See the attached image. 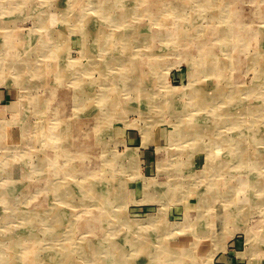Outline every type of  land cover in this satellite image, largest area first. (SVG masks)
Segmentation results:
<instances>
[{
	"label": "rangeland",
	"instance_id": "1",
	"mask_svg": "<svg viewBox=\"0 0 264 264\" xmlns=\"http://www.w3.org/2000/svg\"><path fill=\"white\" fill-rule=\"evenodd\" d=\"M2 1L7 4V10L6 14L2 13L0 21L9 25L8 33H11L12 30L15 33L17 32L16 35L22 34L24 37V40H20L19 48L16 47L12 51V54L17 56L16 60L19 59V50L28 48L26 46L28 42L25 39L36 38L37 34L41 35L43 33L46 41L53 48L54 44L58 45L59 48L64 47V50L58 51L55 56L49 53L45 56L31 57L34 62L36 61V64L33 62V67L29 66L30 71L22 74V78L28 81V86L25 85L26 88L19 87L20 77L18 79L15 71L11 70L10 74H2L1 70L4 65L0 64L1 125L8 124L13 119L15 114L11 107L18 104L20 98H25L24 95L26 94L31 99L33 98L31 110L27 113L30 117V129L35 131L33 128L39 126L45 132L44 135L36 138L39 140L33 144V147L0 149V155L7 154L13 159L18 158L20 154L28 156L27 153H30L29 155H33L32 161L35 163H39V159L45 156L49 158V162L52 164L51 168L48 167V169L45 167L40 168V170L34 168L35 170L29 174L28 172L32 170L28 167L30 162L26 161L28 166L25 167L27 171L24 175L28 176L23 177L24 181L18 185L17 191L11 195L9 201L12 207L6 208L5 206L4 208L0 203V213L11 216V220L15 221L12 227H16L19 231L23 226V224H20L21 220L16 216L20 208L24 207L32 213L33 211L37 212L38 209L48 213L45 214V221L49 220L46 223H48L47 228L50 231L46 230L44 234V232H41V227L40 231L36 230L33 233L38 238H35L36 244L27 240L30 253L28 256L33 257V254L36 255L37 262L35 264H111L112 262L115 264L117 261L120 262L119 264H138L137 262L144 264L142 263L145 259L143 256L147 254L146 262L152 261L151 264L153 262L154 264H264V194H262L264 189L259 186V183L257 189L253 188L251 190L252 187L247 186L248 184L252 185L250 182L253 183L256 178H261V184H264V171H252L253 173H250L246 170L249 172L247 173L241 166L234 165L231 168L225 167L224 172L223 165H219L228 155L227 146L223 142L231 137L234 139L237 134L234 131L235 128L232 129L227 124H222L224 126L218 129L215 125L219 118L210 112L211 108L206 107L208 110H198V106L203 104L202 101L206 99L208 102L211 97L210 99L216 109L222 108L223 112L229 108L231 116L224 121H235V119L238 121L239 118L240 120L248 118L251 123H246V127L251 125L250 132H254V138L262 137V140H264V0H119V2L117 0H106L105 6L100 4V0V2L98 0H18L19 3L17 0ZM180 1L184 4V7L180 6L182 8L181 14L177 15V9L171 14H165L168 11L166 10L167 5L179 4ZM13 3L17 5L14 6ZM82 4H85V6ZM164 5H166L165 8H163ZM101 6L104 8L112 7L107 11V17L109 15L113 16V14L120 15L119 13H121L126 15L124 16L126 18L122 19L123 21L119 19L121 20L119 21L120 24H117L118 22L115 19L114 21L110 18L104 19L105 12L100 10ZM43 7L45 8L42 9ZM11 8L13 10L9 13L8 9ZM142 8L144 10L150 9L152 17ZM46 10H48V13H46ZM88 10L89 12H87ZM159 12H165V15L162 17ZM79 13L86 16V18L85 16L83 18L84 23H80L81 18H76ZM39 14H46L49 19L58 14L59 21L54 23V30L58 33L57 40H49L50 32L41 28L38 20ZM67 14L69 16L73 15L72 18L70 17V22H66L68 21L66 20ZM210 15L215 17V21H212ZM62 17L65 19L61 20ZM91 18L93 23L90 22V24H93V26L90 28L89 26L85 27ZM78 24H83V28H80L81 26ZM128 24H132L138 30H144L147 37L150 36L148 47H145V49L137 48L135 52L130 51V54L128 53L129 57L126 58L122 56V54H127L124 52L125 45L123 43L110 40L106 43L98 41V32H124L134 28ZM206 27H208V30ZM72 29L74 32H72ZM249 31H252L250 37L246 33L249 34ZM4 32L6 30L0 29V34H4ZM152 37L153 39H151ZM217 39L219 40L216 41ZM36 42L38 43L37 40L30 43V48L33 51L37 47ZM95 45L99 46L100 52L91 51L92 53H88L87 49L89 50ZM5 50L0 43V59ZM102 50H106V52H102ZM94 56L98 57L95 58ZM4 59L6 60V58ZM113 59L116 60L115 64L111 63L108 67L104 66L105 62L110 63ZM98 69L100 70L98 71ZM124 75L129 76V81L131 80L125 85V87H129H127L128 89H125L120 82L115 83L116 81L113 80ZM13 76L15 77L12 78ZM81 87L84 89L82 93L79 91ZM219 87L233 91L229 95L233 99L229 100V103H226L227 100L224 99L220 103L221 108L218 105L219 102L216 101V98H221V94L214 93V90L219 89ZM115 88H118L117 91ZM172 91L178 92L179 95L172 97ZM196 91L200 93L197 92V96ZM114 93L116 94L114 95ZM112 95L114 96L112 97ZM116 97H119L118 100ZM106 98L110 105L112 103L117 107H106L103 102ZM213 98L216 102L213 101ZM101 105L104 106L101 107ZM171 107H173V111ZM119 114L125 115L120 116ZM163 115L165 116L162 117ZM203 119L209 126L208 129L214 132L202 131L203 128H200L196 122L200 121L202 123ZM154 121L155 125L153 124ZM193 126H197V130L203 132L201 133L202 136L201 134L195 135L192 133ZM204 130H207V128H204ZM6 133L12 136L9 139L13 141V144L21 141L18 124L7 125ZM57 133H60L62 138L67 140L57 142L58 144L61 143L59 145L56 142L53 143L52 136ZM12 141L5 142V144H11ZM218 144L220 146H217ZM258 150L262 154L264 153V141L257 144L256 152ZM262 156L260 158L264 160V154ZM215 158L219 159L216 160ZM0 163L4 164L3 158ZM212 163L213 165H211ZM262 163L264 164V162ZM20 164L22 162L19 161H14L13 165L11 164L18 174L22 172ZM219 168L222 170L219 171ZM214 169H218L217 172ZM18 174L14 176L16 180L21 176ZM218 175L220 178H218ZM84 176H87L86 179ZM257 179L256 181H259ZM51 181L53 182L50 183ZM213 181L215 186L212 185ZM66 182L69 186L68 191L73 194L69 198L71 205L66 204L65 197L60 199V197L55 196L57 191L52 190L60 185L62 186V192L66 191ZM89 183H92V185ZM179 183H182V187H179L178 190ZM90 185L96 187L93 191H103L104 196H98L100 193L95 192L94 194L91 193L92 197L87 192L90 190ZM50 186L52 187L49 189ZM185 186L190 188H185ZM231 186L235 187L233 191L229 189ZM242 188L243 190L246 189L248 193L243 192ZM248 188H250L249 191ZM229 190L231 193H229ZM240 191L242 193L238 194ZM177 197L178 199H175ZM101 201L103 202L101 203ZM74 204L77 205L74 206ZM252 205L256 208L253 209ZM99 208L106 209L105 212L110 214L109 217L106 218L107 214ZM252 211L253 213H250ZM55 215L57 218L54 217ZM224 216L227 218L225 222ZM196 217L200 219H195ZM248 217L249 219H247ZM135 220H138L139 224ZM228 221L230 222L228 223ZM56 223L61 224L58 226ZM238 228L240 232H238ZM236 230L238 231L236 232ZM5 231L6 226L2 225L0 235H3ZM147 231L150 232L146 233ZM167 231L170 232L166 233ZM195 232L198 235H194ZM95 233L97 237L94 235ZM134 233L138 234L135 235ZM136 237H138L137 239H144V241L147 238H154L159 247L143 250L145 244L148 243H136L135 248L132 249L133 244H128L127 241ZM260 237L261 239H259ZM158 238H161L162 241L159 242ZM262 239L263 241H260ZM252 240L256 241L253 242ZM87 242H90V245ZM111 243H114L115 246ZM255 244H257V247ZM192 246L194 247L192 248ZM215 247L216 249H214ZM120 248L122 250L124 248V250L122 251ZM170 250L173 251L172 254L174 253L171 258H164L165 261L157 258V253ZM98 251L100 252L97 255ZM92 252L95 255L94 253L90 254ZM176 252L177 254H175ZM153 253H156V256ZM178 257L182 260H176ZM32 263L34 264V262Z\"/></svg>",
	"mask_w": 264,
	"mask_h": 264
},
{
	"label": "bare ground",
	"instance_id": "2",
	"mask_svg": "<svg viewBox=\"0 0 264 264\" xmlns=\"http://www.w3.org/2000/svg\"><path fill=\"white\" fill-rule=\"evenodd\" d=\"M13 1V0H12ZM15 1V0H14ZM99 1V0H98ZM101 1V3L100 4H102V6L104 5H106V0H100ZM99 1V2H100ZM118 2H119V0H117ZM145 1V0H144ZM147 1V0H146ZM149 1V0H148ZM154 1H156V0H154ZM173 1V0H172ZM17 2H18V0H17ZM151 2V1H150ZM176 2V1H175ZM178 2V1H177ZM181 2V1H180ZM179 2V4H173L172 6L171 5H164L163 6V8H165V6H166V10H168V11H166V13L165 12H162V13H160V15L163 17V15H165V14H167V13H173L176 9H177V15H179V14H181L182 12V8L181 7H184L183 5V3L181 2L180 3ZM12 3V2H11ZM10 3V4H11ZM19 3V2H18ZM98 3V2H97ZM105 3V4H104ZM157 3V2H156ZM168 3V2H167ZM172 3V2H171ZM207 3V2H206ZM111 4V3H110ZM6 5L7 4H5L2 0H0V20H1V15H2V13H5L6 12V10H7V7H6ZM12 5H14V6H16L17 4H15V3H13ZM82 5H84L85 6V4H82ZM98 5V4H97ZM97 5H96V7H97ZM112 5V4H111ZM110 5V6H111ZM101 6V8H100V10L101 11H103V12H105V14H104V16H103V18L104 19H112L113 21H114V19L116 20V22H118L117 24H120V22L119 21H121L122 19H125L126 17H124V16H126V15H122L121 13H119L120 15H116V14H113V16H108L107 17V11L109 10V9H111L112 7H107V8H104V7H102ZM161 6V5H160ZM160 6H158V7H160ZM181 6V7H180ZM36 7V6H35ZM142 7V6H141ZM154 7V6H153ZM152 7V8H153ZM157 7V6H156ZM155 7V8H156ZM38 8V7H37ZM39 8H40V6H39ZM45 7H43L42 9H44ZM151 8V9H152ZM186 8V7H185ZM211 8V7H210ZM88 9V8H87ZM114 9H115V6H114ZM143 9V8H142ZM156 9H159V8H156ZM11 10H13L12 8L11 9H8V11H10L9 13H11ZM124 10V9H123ZM144 10V9H143ZM160 10V9H159ZM158 10V11H159ZM38 11V10H37ZM40 11V10H39ZM48 10H46V13H48L47 12ZM64 11V10H63ZM62 11V12H63ZM83 11V10H82ZM111 11V10H110ZM137 11V10H136ZM144 11H147L146 13L147 14H149L150 16H151V11H150V9L148 10V9H146V10H144ZM148 11H149V13H148ZM153 11V10H152ZM207 11V10H206ZM206 11H204V12H206ZM41 12V11H40ZM85 12V11H84ZM87 12H89V10L87 11ZM156 12V11H155ZM201 12H203V11H201ZM158 13V12H157ZM156 13V14H157ZM165 13V14H164ZM6 14V13H5ZM30 14V13H29ZM76 14H78V13H76ZM260 14V13H259ZM39 16V24H41V28H44V29H46L48 32H50L49 33V36H50V38H49V40L51 39V40H57L56 38H58V33H56L55 32V30H54V23H57L59 20V18L57 17L58 16V14H57V16H56V14L54 15V16H52V18L51 19H49L48 17H47V15L46 14H39L38 15ZM71 16H73V15H71ZM71 16H69L68 14L66 15V20H68V21H66V22H70L69 20L72 18ZM75 16V15H74ZM77 16V15H76ZM84 14H82V15H80V13H79V15L76 17L77 19H79V18H81L80 19V23H84L83 22V18H84ZM210 16H212V15H210ZM23 17V16H22ZM25 17V16H24ZM71 17V18H70ZM100 17V16H99ZM152 17V16H151ZM75 18V19H76ZM85 18H86V16H85ZM218 18V17H217ZM63 19H65L64 17H62V19L61 20H63ZM119 19H121V20H119ZM212 21H215V17L214 16H212ZM111 20V21H112ZM261 20H262V18H261ZM123 21V20H122ZM90 22H92L93 23V20H92V18L90 19V21H88V23L90 24ZM116 22H114V23H116ZM77 23H79V22H77ZM88 23H86L87 25L85 26V27H88L89 26V28L91 27V26H93V24H88ZM213 23V22H212ZM123 24H125V23H123ZM65 25V24H64ZM75 25V24H74ZM78 25H80L81 27L80 28H83L82 27V25L83 24H78ZM95 25V24H94ZM128 25H132V24H128ZM8 24L6 23V22H2V21H0V29H3V30H6V32H4V34H0V43H1V46L2 47H4L6 50H5V52H4V54L1 56V59H0V64L2 63L3 65H4V67H2V70H1V73L2 74H10L11 72V70H13V71H15L16 72V74L18 75V79H19V77H20V79H19V83H20V85H19V87L20 86H22L23 88L25 87L26 88V86H28V81H26V80H24L23 78H22V74H24V73H26V72H28V71H30V67L29 66H31V67H33V60L31 59V57L33 58V57H37V56H39V55H47V54H49L50 53V55L52 54V56L54 55H56V54H58V51H61V50H64V47H58V45H56V44H54L55 46H54V48L53 47H51V44L48 42V41H46V39H45V36L43 35V33L41 34V35H39V34H37L36 35V38H26L25 40L28 42L27 43V49L26 50H23V49H21V50H19V55H18V58L19 59H17L16 60V55L15 54H12V51H14V49L17 47V48H19V46H20V40H24V37L22 36V34L21 35H16V33H15V31H12L11 30V33L9 32L8 33V30L10 29V28H8ZM218 26V25H217ZM76 27H78L77 25H76ZM132 27H134V28H132L131 30H127V31H121V32H113V31H109V32H106V31H103L102 33H97L98 34V36H97V39H98V41L100 42V43H102V42H104V43H106V42H108L109 40L110 41H118V42H120V43H123L124 45H125V50H124V52H126L127 54L129 53L130 54V51H133V52H135L136 51V49L137 48H140V49H145V47H148V44H149V37H147V33L144 31V30H138V28H136L135 26H133L132 25ZM208 27H206V29H207ZM217 28V27H216ZM233 28V27H232ZM234 28H235V26H234ZM236 28H238L237 26H236ZM96 29V28H95ZM221 29V28H220ZM93 30V29H92ZM102 30V29H101ZM101 30H100V32H101ZM201 30V29H200ZM208 30V29H207ZM233 30V29H232ZM17 31V30H16ZM69 31V30H68ZM97 31V30H96ZM95 31V32H96ZM213 32H214V30H212ZM222 31H224V30H222ZM262 31V30H261ZM70 32V31H69ZM72 32H74L73 31V29H72ZM93 32V31H92ZM71 33V32H70ZM112 33V34H111ZM199 33H200V31H199ZM209 33V32H208ZM207 33V34H208ZM247 33V35L250 37L251 36V34H252V31H249V34H248V32H246ZM64 34V33H63ZM101 34V35H100ZM231 34V33H230ZM243 34V33H242ZM262 34V33H261ZM25 36H26V34H24ZM47 35V34H46ZM56 35V36H55ZM84 35V34H83ZM82 35V36H83ZM94 37H95V35L94 34H92ZM151 35V34H150ZM194 35H196V34H194ZM193 35V36H194ZM218 35V34H217ZM224 35V34H223ZM60 36V35H59ZM92 36V37H93ZM192 36V35H191ZM207 36V35H206ZM213 36V35H212ZM233 36V35H232ZM242 35L240 34V37H241ZM86 37V36H85ZM88 37V36H87ZM219 37V36H218ZM84 38V37H83ZM242 38V37H241ZM243 38H244V36H243ZM17 39H18V41H17ZM48 39V38H47ZM87 39V38H86ZM96 39V38H95ZM151 39H153V37L151 38ZM244 39H246V38H244ZM38 41V43H37V47L35 48V50L33 51V50H31V48H30V43H32L33 41ZM184 40V39H183ZM182 40V41H183ZM203 40V39H202ZM219 39H217L216 41H218ZM239 40H240V38H239ZM243 40V39H242ZM241 40V41H242ZM63 41V40H62ZM69 41V40H68ZM109 41V42H110ZM154 41V40H153ZM250 41V40H249ZM252 41V40H251ZM50 42H52V41H50ZM54 43V42H53ZM57 43V42H56ZM127 43V44H126ZM197 43V42H196ZM201 43H203V42H201ZM243 43V42H242ZM251 43V42H250ZM65 44H66V42H65ZM65 44H64V46H65ZM71 44H73V43H71ZM210 44V43H209ZM36 45V44H35ZM34 45V46H35ZM62 45H63V43H62ZM84 45H85V43H84ZM90 45V44H89ZM115 45V44H114ZM151 45V44H150ZM149 45V46H150ZM215 45V44H214ZM217 45V44H216ZM88 46V45H87ZM193 46V45H192ZM104 47V46H103ZM235 47V46H234ZM88 48V47H87ZM99 48V46L97 45H95V47H91V48H89V50L87 49V52L88 53H92L91 51H94V52H100V50L98 49ZM100 48H101V46H100ZM115 48V47H114ZM124 48V47H123ZM181 48V47H180ZM242 48V47H241ZM105 49V48H104ZM234 49V48H233ZM236 49V48H235ZM71 50V49H70ZM109 50V49H108ZM107 50V51H108ZM199 50V49H198ZM231 50V49H230ZM242 50V49H241ZM111 51H112V49H111ZM238 51H240V50H238ZM33 52V53H32ZM79 52H80V50H79ZM102 52H106V50H102ZM108 52H110V51H108ZM157 52V51H156ZM112 53V52H111ZM132 53V52H131ZM201 53V52H200ZM199 53V54H200ZM208 53V52H207ZM233 53V52H232ZM106 54H108V53H106ZM117 54V53H116ZM127 54H122V56L123 57H126V58H128L129 57V54L127 55ZM137 54V53H136ZM150 54V53H149ZM152 54V53H151ZM157 54H158V52H157ZM179 54V53H178ZM30 55V56H29ZM92 55V54H91ZM94 55V54H93ZM100 55V54H99ZM110 55H112V54H110ZM115 55V54H114ZM125 55V56H124ZM155 55V54H154ZM163 55V54H162ZM258 55V54H257ZM83 56H84V54H83ZM89 56V55H88ZM101 56V55H100ZM264 56V55H263ZM26 57V58H25ZM62 57V56H61ZM95 57V56H94ZM96 57H98V56H96ZM95 57V58H96ZM131 57V56H130ZM232 57V56H231ZM4 58H6V60L4 59ZM42 58V57H41ZM47 58V57H46ZM45 58V59H46ZM51 58V57H50ZM81 58V57H80ZM103 58H104V56H103ZM109 58V57H108ZM206 58V57H205ZM21 59V60H20ZM65 59V58H64ZM68 59V58H67ZM52 60H54V59H52ZM75 60H77V59H75ZM99 60V59H98ZM129 60V59H128ZM127 60V61H128ZM4 61V62H3ZM41 61V60H40ZM48 61V60H47ZM118 61V60H117ZM231 61V60H230ZM36 62V61H35ZM34 62V63H35ZM38 62V61H37ZM114 62V63H113ZM216 62V61H215ZM62 63V62H61ZM65 63V62H64ZM93 63V62H92ZM115 64L116 63V60H112V61H110V63H108V62H105V64H104V66H106V67H108V66H110V64ZM36 64V63H35ZM57 64V63H56ZM94 64V63H93ZM101 64V63H100ZM259 64V63H258ZM47 65V64H46ZM59 65V64H58ZM72 65V64H71ZM264 65V64H263ZM52 66H53V64H52ZM119 66V65H118ZM51 67V66H50ZM62 67V66H61ZM61 67H60V69H61ZM65 67V66H64ZM100 67H102V66H100ZM113 67V66H112ZM117 67V66H116ZM230 67H231V65H230ZM75 68V67H74ZM98 68V67H97ZM52 69H53V67H52ZM51 69V70H52ZM64 69V68H63ZM91 69V68H90ZM89 69V70H90ZM101 69V68H100ZM100 69H98V71L100 70ZM231 69V68H230ZM43 70V69H42ZM87 70V69H86ZM92 70V69H91ZM90 70V71H91ZM106 70V69H105ZM110 70V69H109ZM12 71V72H13ZM54 71V70H53ZM67 71V70H66ZM81 71V70H80ZM111 71V70H110ZM64 72V71H63ZM85 72H87V71H85ZM119 72H120V70H119ZM14 73V72H13ZM34 73V72H33ZM33 73H30V74H33ZM79 73H81V72H79ZM71 75H73L72 73H70ZM77 74V73H76ZM89 74V73H88ZM49 75V74H48ZM61 75V74H60ZM83 75V74H82ZM87 75V74H86ZM85 75V76H86ZM121 75V74H120ZM6 76V75H5ZM2 77V76H1ZM8 77V76H7ZM6 77V78H7ZM15 76H13L12 78H14ZM36 77V76H35ZM74 77V76H73ZM102 77H104V76H102ZM143 77V76H142ZM11 78V79H12ZM78 78V77H77ZM83 79V78H82ZM8 80V79H7ZM41 80V79H40ZM46 80V79H45ZM79 80H81V79H79ZM97 80V79H96ZM104 80V79H103ZM113 80H115L116 82L115 83H121V84H123L124 85V88L125 89H128L129 87L128 86H126L125 87V85H127L130 81H129V76H126V75H124V76H121V77H119V78H115V79H113ZM11 81V80H10ZM31 81V80H30ZM54 81V80H53ZM83 81V80H82ZM94 81V80H93ZM109 81V80H108ZM112 81V80H111ZM135 81V80H134ZM34 82H35V80H34ZM37 82V81H36ZM56 82V81H55ZM75 82V81H74ZM73 82V83H74ZM81 82V81H80ZM88 82H89V80H88ZM2 83V82H1ZM4 83V82H3ZM61 83V82H60ZM62 83H64V82H62ZM69 83H70V81H69ZM95 83V82H94ZM100 83H102V82H100ZM65 84H66V82H65ZM78 84V83H77ZM87 84V83H86ZM99 84V83H98ZM113 84V83H112ZM120 84V85H121ZM1 85V84H0ZM4 85V84H3ZM26 85V86H25ZM36 85V84H35ZM34 85V86H35ZM39 85V84H38ZM59 85V84H58ZM84 86H85V84H83ZM116 85V84H115ZM114 85V86H115ZM130 85V84H129ZM190 85H192V84H190ZM80 86V85H79ZM101 86V85H100ZM103 86V85H102ZM134 86V85H133ZM21 87V88H22ZM109 87V86H108ZM111 87V86H110ZM128 87V88H127ZM132 87V86H131ZM136 87V86H135ZM142 87V86H141ZM185 87H187V86H185ZM9 88V87H8ZM85 88V87H84ZM132 88H134V87H132ZM139 88V87H138ZM184 88V87H183ZM116 89V88H115ZM118 89V88H117ZM117 89H116V91H117ZM136 89V88H135ZM188 89V88H187ZM28 90V89H27ZM120 90V89H119ZM194 90V89H193ZM196 90H198V89H196ZM79 91H80V93H82L83 91H84V89L81 87V89H79ZM99 91V90H98ZM136 91V90H135ZM142 91V90H141ZM179 91V90H178ZM183 91V90H182ZM191 91V90H190ZM112 92H113V90H112ZM184 92H186L185 90H184ZM193 92V91H192ZM197 92L198 91H196V96L198 95L197 94ZM199 92H201L200 90H199ZM198 92V93H199ZM217 93V94H221V98H216V101H217V103L219 102V107H220V103L221 102H223L224 101V99H225V101L227 100V102L226 103H229L230 101L229 100H232L233 98H232V96H229V95H231V93H233V91H231V90H227V88H223V87H219V89H217V90H214V93ZM28 93H29V91H28ZM80 93H78V94H80ZM139 93H140V91H139ZM138 93V94H139ZM202 93V92H201ZM205 93H207V92H205ZM210 93V92H209ZM97 94V93H96ZM116 93H114V95H115ZM172 97H175L174 95H179V93L178 92H174V91H172ZM200 94V93H199ZM236 94V93H235ZM234 94V95H235ZM18 95H19V93H18ZM77 95V94H76ZM114 95H112V97L114 96ZM208 95V94H207ZM237 95V94H236ZM15 96H16V94H15ZM99 96V95H98ZM204 96H206L205 94H204ZM203 95H202V97H204ZM209 96V95H208ZM211 96V95H210ZM20 97V96H19ZM24 97L25 98H20V101L18 102V104H15V106H12L11 108L13 109L12 111L14 112V114L15 115H13V119L12 120H10L9 122H8V124H5V125H1V123H0V149L1 150H10V149H18V148H21V147H28V146H31V147H33V144L36 142V141H38L39 139H36V138H39V136H41V135H44V130H43V128H41V127H39V126H35V128H33L35 131H32L31 129H30V127H31V123H30V117H29V115L27 114L28 112H30V110H31V104H32V99L29 97V96H27L26 94L24 95ZM236 97V96H235ZM238 97V96H237ZM260 97V96H259ZM78 98H79V96H78ZM86 98V97H85ZM117 98V97H116ZM119 98V97H118ZM118 98H117V100H118ZM140 98V97H139ZM189 98H190V96H189ZM195 98V97H194ZM197 98H199V97H197ZM211 98V97H210ZM209 98V100H208V102H207V100L205 99V98H202V99H205L204 101H202V103L203 104H201V106H198V110H201V109H207L206 107H208V109H210V112L211 113H213V114H215L218 118H219V121L218 122H216L217 124L215 125V126H217L218 127V129L220 128V127H222V126H224V125H222V124H227L228 125V127H232V129L233 128H235V130L234 131H236L235 133H237L236 134V136L234 137V139H233V137H231L229 140H227L226 142H223V143H225L226 144V146H227V152H228V155L226 156V159H224L223 161H222V163H221V161H220V163L221 164H219V163H217V164H219V165H223V170H224V168L225 167H229V168H231L232 166H234V165H238L239 167L241 166L242 168H244V170L246 171H250V173H253L252 171H256V172H262V171H264V164L262 163V162H264V160H263V158H260L263 154H262V152H260L259 150V152L257 151L256 152V146H257V144H260L261 143V141H264V140H262V137H257V139H255L254 138V132L252 133V132H250L251 131V129L252 128H250L251 127V125L249 126V127H246V123H251V120H248V118L247 119H242V120H240V118H239V120L238 121H236V119H235V121H229V120H227V121H224V120H226V118H228V117H230L231 116V112H229V108H228V110L226 111V110H224L223 112H222V108L221 109H219L218 107V109H216L215 107H214V104L212 103V101H211V99ZM240 98H242V97H240ZM239 98V99H240ZM45 99V98H44ZM44 99H43V101H44ZM97 99V98H96ZM98 99H99V97H98ZM200 99V98H199ZM236 99V98H235ZM81 100V99H80ZM95 100V99H94ZM93 100V101H94ZM172 100V99H171ZM193 100V99H192ZM196 100V99H195ZM242 100V99H241ZM41 101H42V99H41ZM77 101V100H76ZM82 101V100H81ZM87 101V100H86ZM206 101V102H205ZM213 101H215V98H213ZM215 101V102H216ZM13 102H14V100H13ZM97 102V101H96ZM104 102V104H105V106L106 107H110L111 108V106L112 107H117V106H115L114 104H112L111 103V105H110V103L108 102V100H107V98L105 99V101H103ZM106 102V103H105ZM113 102V101H112ZM123 102H124V100H123ZM176 102H177V100H176ZM194 102H196V101H194ZM199 102H200V100H199ZM205 102V103H204ZM231 102H233V101H231ZM237 102V101H236ZM88 103V102H87ZM94 103H95V101H94ZM162 103H163V101H162ZM164 103H166V102H164ZM170 103V102H169ZM212 103V104H211ZM116 104V103H115ZM152 104V103H151ZM159 104V103H158ZM157 104V105H158ZM167 105H168V103H166ZM173 104V103H172ZM195 104V103H194ZM92 105H93V103H92ZM114 105V106H113ZM149 105V104H148ZM160 105H161V103H160ZM165 105V104H164ZM171 105V104H170ZM208 105H210V106H208ZM222 105V104H221ZM224 105H226V104H224ZM76 106V105H75ZM81 107H82V105H80ZM102 106H104V105H101V107ZM166 106V105H165ZM216 106V105H215ZM229 106V105H228ZM227 106V107H228ZM264 106V105H263ZM7 107V106H6ZM89 107H91L90 105H89ZM127 107V106H126ZM125 107V108H126ZM148 107H150V106H148ZM159 107H161V106H159ZM93 108V107H92ZM167 108V107H166ZM173 107H171V109H172ZM249 108V107H248ZM258 108V107H257ZM9 109V108H8ZM77 109V108H76ZM113 109V108H112ZM187 109V108H186ZM207 109V110H208ZM226 109V108H225ZM243 109V108H242ZM264 109V108H263ZM109 110V109H108ZM148 110V109H147ZM181 110V109H180ZM194 110V109H193ZM251 110H254V109H251ZM10 111V110H9ZM95 111V110H94ZM128 111H131V110H128ZM172 111H173V109H172ZM182 111V110H181ZM186 111V110H185ZM206 111V110H205ZM233 111H235V110H233ZM11 112V111H10ZM88 112V111H87ZM90 112V111H89ZM97 112H99V111H97ZM96 112V113H97ZM113 112V111H112ZM116 112V111H115ZM126 112V111H125ZM180 112V111H179ZM241 112V111H240ZM245 112V111H244ZM263 112V111H262ZM8 113V112H7ZM122 113V112H121ZM128 113V112H127ZM196 113V112H195ZM241 113H243V112H241ZM247 113V112H246ZM13 114V113H12ZM102 114V113H101ZM123 114V113H122ZM121 114V115H122ZM169 114H171V113H169ZM174 114V113H173ZM93 115V114H92ZM97 115V114H96ZM114 115V114H113ZM120 115V114H119ZM120 115V116H121ZM125 115V114H124ZM124 115H122V116H124ZM260 115V114H259ZM263 115V114H262ZM116 116V115H115ZM142 116H144V115H142ZM145 116H146V114H145ZM165 115H163L162 117H164ZM177 116V115H176ZM119 117V116H118ZM150 117V116H149ZM152 117V116H151ZM161 117V118H162ZM168 117V116H167ZM171 117V116H170ZM180 117V116H179ZM206 117H208V116H206ZM213 117V116H212ZM239 117V116H238ZM102 118V117H101ZM112 118V117H111ZM115 118V117H114ZM177 118V117H176ZM263 118V117H262ZM146 119V118H145ZM172 119V118H171ZM179 119V118H178ZM187 119V118H186ZM102 120V119H101ZM121 120V119H120ZM191 120V119H190ZM189 120V121H190ZM246 120H247V122H246ZM253 120V119H252ZM254 120H256V119H254ZM146 121V120H145ZM156 121V120H155ZM155 121H154V125H155ZM162 121V120H161ZM168 121V120H167ZM192 121V120H191ZM202 121V120H201ZM100 122V121H99ZM105 122V121H104ZM153 122V121H152ZM164 122V121H163ZM184 122V121H183ZM194 122V121H193ZM196 122V121H195ZM158 123H159V121H158ZM162 123V122H161ZM166 123V122H165ZM187 123V122H186ZM196 123H198L197 125H199V127L200 128H203V132H206V131H208L209 129H208V125H207V123H206V121H205V119H203V122L201 123L200 121H198V122H196ZM259 123V122H258ZM15 125V124H18V130H19V132L21 133V141L19 142V143H15V144H13V141L11 140V139H9V138H11L12 136H10L9 134H7L6 133V128H7V125H9V126H11V125ZM182 124V123H181ZM184 124H185V122H184ZM257 124V123H256ZM256 124H254V125H256ZM158 125V124H157ZM253 125V126H254ZM65 126V125H64ZM184 126V125H183ZM187 126V125H186ZM49 127V126H48ZM57 127V126H56ZM55 127V128H56ZM151 127V126H150ZM178 127V126H177ZM189 127H190V125H189ZM197 126H193V128H194V130H193V134H201V133H203L202 131H199V130H197L198 128H196ZM258 127V126H257ZM51 128H53V127H51ZM96 128H97V126H96ZM148 128V127H147ZM151 128H153V127H151ZM157 128V127H156ZM204 128L206 129L207 128V130H204ZM261 128H263V127H261ZM48 129V128H47ZM100 129V128H99ZM109 129V128H108ZM5 130V131H4ZM94 130H95V128H94ZM154 130V129H153ZM156 130V129H155ZM150 131V130H149ZM148 131V132H149ZM178 131V130H177ZM209 131H212V132H214L213 130H209ZM51 132V131H50ZM52 132H53V130H52ZM51 132V133H52ZM184 132H185V130H184ZM183 132V133H184ZM217 132H218V130H217ZM220 132V131H219ZM221 132H223V131H221ZM55 133V132H54ZM143 133V132H142ZM151 133V132H150ZM182 133V132H181ZM211 133V132H210ZM148 134V133H147ZM185 134V133H184ZM183 134V135H184ZM191 134V133H190ZM46 135V134H45ZM153 135V134H152ZM178 135H181V134H178ZM192 135V134H191ZM204 135V134H203ZM212 135V134H211ZM210 135V136H211ZM219 135V134H218ZM8 136H10V137H8ZM201 136H202V134H201ZM205 136V135H204ZM51 137V136H50ZM53 137V143H57V142H60V141H66L67 139H65V138H62V136H61V134L60 133H57L56 135L54 134V136H52ZM51 137V138H52ZM152 137V136H151ZM175 137V136H174ZM49 138V137H48ZM158 138V137H157ZM156 138V139H157ZM167 138V137H166ZM150 139V138H149ZM221 139V138H220ZM158 140V139H157ZM169 140H170V136H169ZM212 140V139H211ZM224 140H226V139H224ZM11 142L12 141V143L11 144H5V142L7 143V142ZM41 141V140H40ZM52 141V140H51ZM143 141V140H142ZM141 141V142H142ZM218 141V140H217ZM146 142V141H145ZM152 142V141H151ZM158 142V141H157ZM213 142V141H212ZM169 143V142H168ZM171 143V142H170ZM222 143V142H221ZM58 144V143H57ZM59 144H61V143H59ZM58 144V145H59ZM198 144V143H197ZM222 145V144H221ZM158 146V145H157ZM206 146V145H205ZM217 146H220L219 144L217 145ZM225 146V145H224ZM58 148H59V146H57ZM62 147V146H61ZM199 147H200V145H199ZM202 147V146H201ZM54 148H56V147H54ZM58 148H56L57 150H58ZM215 148V147H214ZM217 148V147H216ZM221 148V147H220ZM208 150H209V148H208ZM214 150V149H213ZM220 151H221V149H219ZM207 151V150H206ZM205 151V152H206ZM220 151H219V153H220ZM204 152V151H203ZM215 152H216V150H215ZM129 153V152H128ZM209 153V152H208ZM28 154V156H23L22 154H20V156H18V158H10L9 157V155H7V154H4L3 156L2 155H0V161H1V159L3 158V163L4 164H2V163H0V203H1V205H3L4 206V208H5V206H6V208H10V206L12 207V205L10 204V201H9V199H10V197H11V195L13 194V193H15L16 191H17V187H18V185H20V183H22L24 180H23V177H25L26 175H24V173H25V171H27V169H25V167L27 168V166H28V163L26 162V161H29L30 163H29V168L32 170L31 172L29 171L28 173L30 174V173H32L35 169L34 168H37V169H39L40 170V168H43V167H45V168H47L48 169V167H50L51 168V163L49 162V158H47V157H45V156H43V157H41L39 160V163L38 162H34V161H32V157H33V155H29L30 153H27ZM211 154V153H210ZM224 154V153H223ZM226 154V153H225ZM194 155V154H193ZM208 155V154H207ZM213 157H215V156H213ZM223 157V156H222ZM263 157V156H262ZM52 159V158H51ZM207 159V158H206ZM213 159V158H212ZM216 159V158H215ZM219 158H217L216 160H218ZM260 159V160H259ZM25 160V161H24ZM123 160V159H122ZM222 160V159H221ZM14 161H19V162H22V164H20V166H21V168H22V172L21 173H16V170H14L13 169V166H11V164L13 165V162ZM52 161V160H51ZM106 161V160H105ZM117 161H119V160H117ZM207 161V160H206ZM178 162V161H177ZM210 162H212V161H210ZM214 163V162H213ZM213 163L211 164V165H213ZM61 164V163H60ZM177 164V163H176ZM218 165V166H219ZM16 166V165H15ZM54 166V165H53ZM52 166V167H53ZM207 166H208V164H207ZM18 167V166H17ZM101 167V166H100ZM177 167H178V165H177ZM176 167V168H177ZM213 167V166H212ZM215 167V166H214ZM220 168H221V166H220ZM219 168V169H220ZM78 169V168H77ZM107 169V168H106ZM180 169V168H179ZM222 169H220L219 171H221ZM239 169V168H238ZM97 170V169H96ZM101 170V169H100ZM210 170V169H209ZM214 170H216V169H214ZM218 170V169H217ZM217 170L215 171V172H217ZM233 170V169H232ZM50 171H51V169H50ZM82 171V170H81ZM205 171H207V170H205ZM246 171V172H247ZM46 172V171H45ZM75 172V171H74ZM99 172V171H98ZM97 172V173H98ZM102 172V171H101ZM107 172V171H106ZM179 172H180V170H179ZM178 172V173H179ZM203 172V171H202ZM209 172V171H208ZM224 172H225V170H224ZM227 172V171H226ZM55 173H57V172H55ZM64 173V172H63ZM88 173V172H87ZM87 173H85V174H87ZM89 173H91V172H89ZM195 173V172H194ZM247 173H249V172H247ZM16 174H18L20 177H18V179L16 180L15 179V175ZM51 174V173H50ZM65 174V173H64ZM93 174V173H92ZM96 174V173H95ZM209 174V173H208ZM216 174V173H215ZM226 174V173H225ZM263 174V173H262ZM54 175V174H53ZM67 175V174H66ZM178 175V174H177ZM214 175V174H213ZM248 175V174H247ZM28 176V175H27ZM26 176V177H27ZM47 177H48V175H46ZM72 176H74V175H72ZM92 176V175H91ZM94 176V175H93ZM92 176V177H93ZM98 176V175H97ZM97 176H96V178H97ZM100 176V175H99ZM197 176H198V174H197ZM217 176V175H216ZM226 176V175H225ZM244 176V175H243ZM250 176V175H249ZM255 176V175H254ZM260 176V175H259ZM87 177V176H86ZM86 177L84 176V178L86 179ZM212 177V176H211ZM228 177V176H227ZM239 177V176H238ZM241 177H242V175H241ZM256 177V176H255ZM262 177V176H261ZM68 178H70V177H68ZM73 178V177H72ZM76 178V177H75ZM218 178H220L219 177V175H218ZM222 178H224V177H222ZM230 178V177H229ZM236 178V177H235ZM247 178V177H246ZM64 179V178H63ZM193 179V178H192ZM195 179H196V177H195ZM212 179V178H211ZM217 179V178H216ZM243 179V178H242ZM254 179V178H253ZM257 179V178H256ZM256 179H254L253 180V183H251L250 182V184H252V185H247L248 187H252L251 188V190L253 189V188H256L257 187V185H258V183L260 184L259 186L260 187H263V189H264V184L262 183L261 184V178L259 179V181H256ZM257 179V180H258ZM2 180V181H1ZM53 180V179H52ZM66 180H69V179H66ZM171 180H174V179H171ZM222 180V179H221ZM50 181V180H49ZM62 181V180H61ZM90 181V180H89ZM94 181V180H93ZM202 181V180H201ZM230 181V180H229ZM245 181V180H244ZM249 181H251L250 179H249ZM53 181H51L50 183H52ZM187 182V181H186ZM204 182V181H203ZM212 182V181H211ZM216 182V181H215ZM248 182V181H247ZM49 183V184H50ZM74 183V182H73ZM184 183V182H183ZM206 183V182H205ZM220 183H221V181H220ZM60 184H61V182H60ZM89 184H91L92 185V183H89ZM176 184V183H175ZM181 184V185H180ZM216 184V183H215ZM243 184V183H242ZM53 185V184H52ZM90 185V186H91ZM109 185H111V184H109ZM190 185V184H189ZM201 185V184H200ZM212 185H214V181H213V184ZM219 185V184H218ZM222 185H224V184H222ZM238 185V184H237ZM236 185V186H237ZM243 185H245V184H243ZM66 186H67V188H66V191H64V192H62L63 190H62V186H60V185H57V187L56 188H54V189H52L53 191H57V194L55 195V196H57V197H60V199L61 198H63V197H65V200H67L66 201V204H68V205H71V201H69V198L73 195L70 191H68V183L66 182ZM75 186V185H74ZM89 186V187H90ZM124 186V185H123ZM147 186V185H146ZM169 186V185H168ZM173 186V185H172ZM177 186V185H176ZM215 186V185H214ZM213 186V187H214ZM230 186V185H229ZM246 186V185H245ZM52 186H50L49 187V189L51 188ZM107 187H109V186H107ZM120 187V186H119ZM179 187L181 188L182 187V183H179V186H178V190H179ZM192 187V186H191ZM212 187V186H211ZM238 187V186H237ZM80 188V187H79ZM110 188V187H109ZM185 188H190V187H187V186H185ZM206 188V187H205ZM234 188L235 187H229V189L231 190V191H233L234 190ZM250 188H248V191L250 190ZM94 189H96V187H93V186H91L90 187V190H88V188H87V192L92 196V194L91 193H100V195H98V196H104V192L103 191H93ZM212 189V188H211ZM210 189V190H211ZM215 189V188H214ZM257 189V188H256ZM259 189V188H258ZM261 189V188H260ZM65 190V189H64ZM110 190H111V188H110ZM116 190V189H115ZM120 190V189H119ZM144 190V189H143ZM190 190H193V189H190ZM219 190V189H218ZM229 190V193H231V191ZM239 190V189H238ZM242 190H243V188H242ZM76 191H77V189H76ZM91 191V192H90ZM170 191V190H169ZM182 191V190H181ZM244 191H246V189L245 190H243V192ZM200 192V191H199ZM209 192V191H208ZM216 192V191H215ZM253 192V191H252ZM122 194H123V192H121ZM146 193V192H145ZM172 193H173V191H172ZM189 193V192H188ZM187 193V194H188ZM197 193V192H196ZM224 193V192H223ZM236 193H237V189H236ZM240 193H242L241 191L238 193V194H240ZM246 193H248L247 191H246ZM255 193V192H254ZM77 194H78V192H77ZM88 194V195H89ZM201 194V193H200ZM207 194H209V193H207ZM215 194V193H214ZM217 194V193H216ZM233 194H235V193H233ZM262 194H264L263 192H262ZM89 195V196H90ZM119 195V194H118ZM181 195V194H180ZM194 195V194H193ZM247 195V194H246ZM116 196H117V194H116ZM169 196V195H168ZM210 196V195H209ZM208 196V197H209ZM218 197L220 196V194L219 195H217ZM251 196V195H250ZM56 197V198H57ZM93 197V196H92ZM96 197V196H95ZM121 197H122V195H121ZM120 197V198H121ZM171 197H173V196H171ZM186 197V196H185ZM185 197H184V199H185ZM87 198H88V196H87ZM111 198H113V197H111ZM116 198V197H115ZM114 198V199H115ZM180 198V197H179ZM196 198V197H195ZM198 198V197H197ZM216 198V197H215ZM224 198V197H223ZM240 198V197H239ZM254 198V197H253ZM163 199V198H162ZM175 199H178V197L177 198H175ZM207 199H209V198H207ZM236 199H237V197H236ZM257 199V198H256ZM259 199V198H258ZM257 199V200H258ZM25 200V199H24ZM54 200V199H53ZM104 200V199H103ZM174 200V199H173ZM172 200V201H173ZM190 200V199H189ZM223 200V199H222ZM261 200H262V198H261ZM263 200H264V197H263ZM262 200V201H263ZM59 201H61V200H59ZM83 201V200H82ZM186 201V200H185ZM188 201V200H187ZM198 201V200H197ZM231 201V200H230ZM235 201V200H234ZM261 201V202H262ZM61 202H63V201H61ZM60 202V203H61ZM73 202H75V201H73ZM103 201H101V203H102ZM175 202V201H174ZM210 202V201H209ZM224 202V201H223ZM240 202V201H239ZM238 202V203H239ZM244 202H248V201H244ZM251 202H252V200H251ZM260 202V201H259ZM93 203V202H92ZM97 203V202H96ZM220 203V202H219ZM228 203H231V202H228ZM253 203H255V202H253ZM263 203V202H262ZM29 204V203H28ZM64 204H65V202H64ZM65 204V205H66ZM82 204V203H81ZM177 204H178V202H177ZM206 205H207V203H205ZM237 204V203H236ZM251 204V203H250ZM49 205V204H48ZM58 205H60L59 203H58ZM77 205V204H76ZM75 204H74V206H76ZM199 205H200V202H199ZM198 205V206H199ZM203 205V204H202ZM233 205V204H232ZM235 205V204H234ZM247 205V204H246ZM41 206V205H40ZM67 206V205H66ZM204 206V205H203ZM253 206V205H252ZM251 206V207H252ZM60 207V206H59ZM63 207V206H62ZM169 207V206H168ZM181 207V206H180ZM207 207V206H206ZM230 207V206H229ZM232 207V206H231ZM254 207L255 206H253V209H254ZM63 208H65V207H63ZM187 208V207H186ZM202 208V207H201ZM236 208V207H235ZM256 208V207H255ZM58 209V208H57ZM100 209V208H99ZM103 209V208H102ZM102 209H100V210H102ZM113 209V208H112ZM56 210V209H55ZM65 210V209H64ZM99 210V211H100ZM248 210V209H247ZM36 211H37V209H36ZM44 211V210H43ZM43 211H39V209H38V211L37 212H34L33 211V213L31 212V211H29V210H27L26 208H20V211L16 214V216H17V218L19 219V220H21V222H20V224H23V226H22V229H21V231H19L16 227H12V226H14V220H11V216H9V215H6V213L4 214V213H0V227L2 226V225H5L6 226V231H5V233L3 234V235H0V264H33L32 262H34V264L37 262V260H36V255L35 254H33V257H29L28 255H30V253H29V245H28V242H27V240L28 241H32V242H34L35 244L37 243V242H35V238H37L35 235H33V233L36 231V230H39L40 231V228H41V232H44V234H45V231L47 230V231H50L48 228H47V225H48V223H46V222H48V221H45L46 220V216H45V214L47 213V212H43ZM105 211H107L106 209L104 210L103 209V213L105 212ZM109 211V210H108ZM113 211V210H112ZM111 211V212H112ZM197 211V210H196ZM204 211V210H203ZM241 211H242V209H241ZM53 212H55V211H53ZM60 212V211H59ZM67 212V211H66ZM94 212V211H93ZM208 212V211H207ZM246 212V211H245ZM64 213V212H63ZM106 213V212H105ZM163 213V212H162ZM161 213V214H162ZM224 213V212H223ZM238 213V212H237ZM249 213V212H248ZM250 213H253V211L252 212H250ZM8 214V213H7ZM48 214V213H47ZM64 214H66V213H64ZM107 214V216H106V218L107 217H109V215L110 214H108V213H106ZM121 214V213H120ZM200 214V213H199ZM220 214V213H219ZM54 215V214H53ZM188 215V214H187ZM198 215V214H197ZM207 215V214H206ZM210 215V214H209ZM222 215V214H221ZM251 215V214H250ZM262 215V214H261ZM50 216V215H49ZM62 216V215H61ZM60 216V217H61ZM95 216V215H94ZM104 216V215H103ZM163 216V215H162ZM217 216V215H216ZM54 217H56L57 218V216L55 215ZM64 217V216H63ZM66 217V216H65ZM128 217V216H127ZM149 217H151V216H149ZM158 217V216H157ZM157 217H155V218H157ZM190 217V216H189ZM241 217V216H240ZM244 217V216H243ZM59 218V217H58ZM99 218V217H98ZM154 218V219H155ZM199 218V217H198ZM197 217L195 218V219H198ZM209 218V217H208ZM232 218V217H231ZM242 218V217H241ZM62 219V218H61ZM97 219V218H96ZM100 219V218H99ZM124 219V218H123ZM133 219V218H132ZM142 219V218H141ZM151 219V218H150ZM167 219V218H166ZM200 219V218H199ZM211 219V218H210ZM226 217L224 216V222L226 221ZM247 219H249V217L247 218ZM57 220V219H56ZM93 220V219H92ZM127 220V219H126ZM152 220V219H151ZM150 220V221H151ZM158 220V219H157ZM193 220V219H192ZM208 220V219H207ZM215 220V219H214ZM59 221H61L60 219H59ZM58 221V222H59ZM72 221V220H71ZM101 221H102V219H101ZM110 221V220H109ZM118 221V220H117ZM120 221V220H119ZM132 221V220H131ZM136 222H138V220H135ZM194 221V220H193ZM200 221V220H199ZM205 221V220H204ZM213 221V220H212ZM93 222V221H92ZM104 222V221H103ZM124 222H126V221H124ZM136 222H135V224H136ZM144 222V221H143ZM196 222H197V220H196ZM230 221H228V223H229ZM55 223V222H54ZM97 223V222H96ZM134 223V222H133ZM146 223V222H145ZM144 223V224H145ZM159 223V222H158ZM164 223V222H163ZM166 223H167V221H166ZM246 223V222H245ZM49 224H51V223H49ZM57 224V223H56ZM55 224V225H56ZM59 224H61V223H59ZM59 224H57L58 226H59ZM107 224H109V223H107ZM118 224H120V223H118ZM138 224H139V222H138ZM208 224V223H207ZM115 225H116V223H115ZM143 225V224H142ZM224 225H225V223H224ZM229 225V224H228ZM57 226V227H58ZM87 226H90V225H87ZM111 227H113L112 225H110ZM109 226V227H110ZM164 226V225H163ZM174 226V225H173ZM189 226H191V225H189ZM237 226V225H236ZM242 226V225H241ZM247 226H248V224H247ZM86 227V226H85ZM97 227V226H96ZM100 227V226H99ZM124 227V226H123ZM128 227V226H127ZM126 227V228H127ZM136 227V226H135ZM153 227V226H152ZM156 227H158V226H156ZM175 227V226H174ZM197 227V226H196ZM239 227V226H238ZM245 227V226H244ZM89 228H91V227H89ZM94 228V227H93ZM122 228V227H121ZM169 228H170V226H169ZM194 228V227H193ZM241 228V227H240ZM243 228V227H242ZM86 229H87V227H86ZM85 229V230H86ZM98 229V228H97ZM100 229H101V227H100ZM99 229V230H100ZM109 228L107 227V230H108ZM125 229V228H124ZM123 229V230H124ZM131 229V228H130ZM134 229V228H133ZM168 229V228H167ZM195 229V228H194ZM239 229V228H238ZM244 229V228H243ZM96 230V229H95ZM129 230V229H128ZM132 230V229H131ZM54 231H58V230H54ZM88 231H90V230H88ZM118 231V230H117ZM119 231H120V229H119ZM157 231V230H156ZM165 231V230H164ZM194 231V230H193ZM197 231H198V229H197ZM234 231V230H233ZM232 231V232H233ZM238 230H236V232H237ZM94 232V231H93ZM93 232H89V233H93ZM109 232V231H108ZM130 232V231H129ZM138 232V231H137ZM150 231H147L146 233H149ZM160 232V231H159ZM168 232H170V231H167L166 233H168ZM177 232V231H176ZM238 232H240V229H239V231ZM105 233V232H104ZM199 233V232H198ZM119 234V233H118ZM135 234V233H134ZM136 234H138V233H136ZM135 234V235H136ZM157 234V233H156ZM160 234H163V233H160ZM192 234V233H191ZM209 234V233H208ZM264 234V233H263ZM262 234V235H263ZM94 235H96V233L94 234ZM112 235V234H111ZM134 235V236H135ZM194 235H198V234H196V232H195V234ZM200 235V234H199ZM218 235V234H217ZM248 235V234H247ZM57 236H58V234H57ZM60 236V235H59ZM106 236V235H105ZM116 236V235H115ZM179 236V235H178ZM220 236V235H219ZM218 236V237H219ZM50 237H51V234H50ZM55 237V236H54ZM96 237H97V235H96ZM121 237V236H120ZM163 237V236H162ZM202 237V236H201ZM203 237H205V236H203ZM111 238V237H110ZM127 238V237H126ZM132 238V237H131ZM130 238V239H131ZM138 237H136V238H133V240L131 239V240H126L127 241V243L128 244H133V246L131 247L132 249L133 248H135V244L136 243H148V244H145V246L143 247V250H147L148 248H155L156 247V249H157V247H159V245H158V243H155V242H157L156 240H154V238H151V239H148L147 238V240L146 241H144V239L142 240V239H137ZM143 238H145V237H143ZM165 238H167V237H165ZM173 238V237H172ZM38 239V238H37ZM105 239V238H104ZM163 239V238H162ZM175 239V238H174ZM258 239V238H257ZM259 239H261V237L259 238ZM258 239V240H259ZM264 239V238H263ZM263 239L262 240H260V241H263ZM110 240V239H109ZM123 240V239H122ZM158 240H159V242L160 241H162L161 240V238H158ZM169 240V239H168ZM172 240V239H171ZM200 242H201V240H199ZM253 242L254 241H256V240H252ZM113 242V241H112ZM166 242V241H165ZM191 242V241H190ZM88 243V242H87ZM90 243V242H89ZM88 243V244H89ZM92 243H93V241H92ZM115 243V242H114ZM114 243H111L112 245L114 244ZM154 243V244H153ZM251 243V242H250ZM262 243V242H261ZM260 243V244H261ZM108 244H110V243H108ZM163 244V243H162ZM200 244V243H199ZM249 244V243H248ZM90 245V244H89ZM93 245V244H92ZM121 245V244H120ZM205 245V244H204ZM224 245V244H223ZM257 244H255V246H256ZM113 246H115V245H113ZM164 246V245H163ZM196 246H198V245H196ZM92 247V246H91ZM96 247V246H95ZM123 247H124V245H123ZM194 246H192V248H193ZM257 247V246H256ZM34 248H36L35 246H34ZM87 248H88V246H87ZM110 248V247H109ZM113 248V247H112ZM111 248V249H112ZM161 248H162V246H161ZM190 248V247H189ZM90 249V248H89ZM99 249V248H98ZM114 249V248H113ZM121 249V248H120ZM119 249V250H120ZM127 249V248H126ZM214 249H216V247L214 248ZM122 250V249H121ZM121 250H120V252H121ZM123 250H124V248H123ZM122 250V251H123ZM140 250V249H139ZM161 250V249H160ZM186 250V249H185ZM193 250V249H192ZM75 251V250H74ZM90 252H91V250H89ZM92 251H93V249H92ZM94 251H96L95 249H94ZM115 251H116V249H115ZM137 251V250H136ZM194 251V250H193ZM31 252V251H30ZM34 252V251H33ZM100 251H98L97 252V255H98V253H99ZM106 252V251H105ZM104 252V253H105ZM117 252H118V250H117ZM161 252V251H160ZM172 252L173 251H163V252H161V253H157V258H160V259H166V258H171L172 256H173V254H172ZM94 252H92V253H90V254H93ZM109 253V252H108ZM108 253H107V255H108ZM101 254V253H100ZM99 254V255H100ZM103 254V253H102ZM114 254V253H113ZM122 254H124V253H122ZM155 256H156V253H153ZM175 254H177V252L175 253ZM94 255H95V253H94ZM119 255V254H118ZM120 255H121V253H120ZM126 255V254H125ZM148 255V254H147ZM147 255H145V256H143L145 259H143V262L142 263H144V264H151L152 263V261L151 262H146V256ZM152 255V254H151ZM159 255V256H158ZM197 255V254H196ZM91 256H93V255H91ZM127 256H128V254H127ZM191 256V255H190ZM90 257V256H89ZM94 257V256H93ZM98 257V256H97ZM100 257H102V256H100ZM138 257V256H137ZM181 257V256H180ZM215 257V256H214ZM51 258V257H50ZM91 258V257H90ZM117 258H121V257H117ZM131 258V257H130ZM183 258H185V257H183ZM133 259V258H132ZM165 259H164V261H165ZM194 259V258H193ZM192 259V260H193ZM50 260V259H49ZM92 260H93V258H92ZM104 260V259H103ZM125 260V259H124ZM130 260V259H129ZM148 260V259H147ZM154 260V259H153ZM176 260H180L179 259V257L176 259ZM182 260V259H181ZM180 260V261H181ZM191 260V259H190ZM205 260H207V259H205ZM79 261H80V259H79ZM78 261V262H79ZM96 261V260H95ZM112 261V260H111ZM111 261H109V262H111ZM121 261V260H120ZM155 261V260H154ZM169 261V260H168ZM16 262V263H15ZM130 262V261H129ZM156 262V261H155ZM120 262H116L115 264H119ZM122 263H124V262H122ZM138 264L140 263V262H137ZM159 263V262H158ZM195 263V262H194ZM207 263V262H206ZM89 264V263H88ZM101 264V263H100ZM111 264H113V262L111 263ZM153 264H154V262H153Z\"/></svg>",
	"mask_w": 264,
	"mask_h": 264
}]
</instances>
